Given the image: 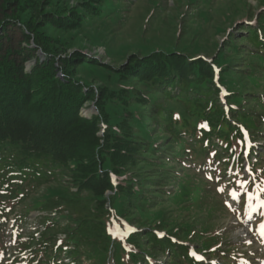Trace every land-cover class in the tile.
<instances>
[{"label":"trees","instance_id":"trees-1","mask_svg":"<svg viewBox=\"0 0 264 264\" xmlns=\"http://www.w3.org/2000/svg\"><path fill=\"white\" fill-rule=\"evenodd\" d=\"M47 2L0 0V264H237L241 237L218 219L240 211L226 198L241 182L239 207L264 185V9L212 56L153 48L113 68L66 53L64 33L116 0ZM101 69L97 87L79 78ZM30 209L46 214L26 231Z\"/></svg>","mask_w":264,"mask_h":264},{"label":"rangeland","instance_id":"rangeland-1","mask_svg":"<svg viewBox=\"0 0 264 264\" xmlns=\"http://www.w3.org/2000/svg\"><path fill=\"white\" fill-rule=\"evenodd\" d=\"M79 1L82 0H48L46 6L47 8H56L57 5L75 6ZM262 8L264 9V0H116L113 10L115 16L90 21L80 29L64 33V37L71 40L65 45L66 53L82 50L102 60L103 63L111 64L113 68L129 63L134 53L141 51L146 53L153 48L197 56H212L218 46L223 45L227 33L234 26L250 20L252 18L250 16L257 14ZM29 64L28 62L27 65ZM106 76L107 73L102 69L99 72L82 70L79 74L80 79L93 84L94 87L103 84ZM93 113H98L94 103L81 109L84 116ZM259 143H264V140L261 139ZM189 182L192 183L190 180ZM217 184L219 186L216 180L215 187ZM42 190L44 188L40 191ZM46 190H52V187H46ZM243 191L245 189L240 187L226 198L232 206L234 205L233 207L240 208V211H234L233 221L218 220L219 223L226 224L229 233L241 237L237 241L242 253L236 261L245 258L248 261L246 264H264V206H262L264 192L256 199L257 202L249 198L244 201L243 207H239ZM233 193L237 198H234ZM16 206L21 209V205ZM44 214L45 212L30 209L27 221L24 223L19 221V224H23L26 231L36 229L38 216ZM215 215L219 218L221 216L220 213ZM209 217L211 218V215ZM187 219L192 221V218ZM218 220L212 224H217ZM197 222V225H201L206 221ZM12 225L13 220H10L9 231ZM11 239L12 236L9 235L6 241L9 243ZM14 252L15 250L9 249L7 255ZM220 259L218 261L221 263ZM85 264H91V261L87 259Z\"/></svg>","mask_w":264,"mask_h":264},{"label":"snow or ice","instance_id":"snow-or-ice-1","mask_svg":"<svg viewBox=\"0 0 264 264\" xmlns=\"http://www.w3.org/2000/svg\"><path fill=\"white\" fill-rule=\"evenodd\" d=\"M240 187L241 188H244V187H246V182H241L240 183ZM223 189H221V191H222ZM233 196H234V198H237L236 196H235V193H233ZM249 198H250V195H249ZM262 206H264V202H262Z\"/></svg>","mask_w":264,"mask_h":264},{"label":"water","instance_id":"water-1","mask_svg":"<svg viewBox=\"0 0 264 264\" xmlns=\"http://www.w3.org/2000/svg\"><path fill=\"white\" fill-rule=\"evenodd\" d=\"M41 53V52H40ZM95 109V107H93Z\"/></svg>","mask_w":264,"mask_h":264}]
</instances>
